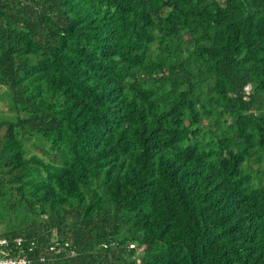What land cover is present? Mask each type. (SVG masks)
I'll list each match as a JSON object with an SVG mask.
<instances>
[{"label": "trees", "instance_id": "1", "mask_svg": "<svg viewBox=\"0 0 264 264\" xmlns=\"http://www.w3.org/2000/svg\"><path fill=\"white\" fill-rule=\"evenodd\" d=\"M0 83L29 264H264V0H0Z\"/></svg>", "mask_w": 264, "mask_h": 264}, {"label": "built area", "instance_id": "2", "mask_svg": "<svg viewBox=\"0 0 264 264\" xmlns=\"http://www.w3.org/2000/svg\"><path fill=\"white\" fill-rule=\"evenodd\" d=\"M59 252L60 248L50 247ZM30 258L23 246L21 237H0V264H29Z\"/></svg>", "mask_w": 264, "mask_h": 264}, {"label": "rangeland", "instance_id": "3", "mask_svg": "<svg viewBox=\"0 0 264 264\" xmlns=\"http://www.w3.org/2000/svg\"><path fill=\"white\" fill-rule=\"evenodd\" d=\"M11 106L10 93L7 87L0 83V123L14 120V113L11 111ZM31 149L39 155L42 153V150L36 146H32Z\"/></svg>", "mask_w": 264, "mask_h": 264}]
</instances>
